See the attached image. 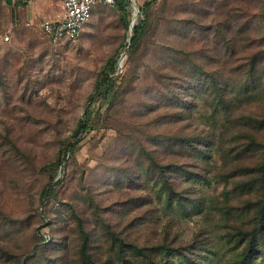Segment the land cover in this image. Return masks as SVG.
<instances>
[{"label": "rangeland", "instance_id": "rangeland-1", "mask_svg": "<svg viewBox=\"0 0 264 264\" xmlns=\"http://www.w3.org/2000/svg\"><path fill=\"white\" fill-rule=\"evenodd\" d=\"M121 1L58 44L0 18V264H235L264 227V187L242 185L264 143V0H157L135 49L145 0ZM175 160L172 191L157 165Z\"/></svg>", "mask_w": 264, "mask_h": 264}, {"label": "trees", "instance_id": "trees-1", "mask_svg": "<svg viewBox=\"0 0 264 264\" xmlns=\"http://www.w3.org/2000/svg\"><path fill=\"white\" fill-rule=\"evenodd\" d=\"M157 0H145V2L142 4V6L140 7V19L138 24L133 28L132 30V37L129 40V46L131 49H135L137 48V43L141 40V38L143 37V33L146 29V27L148 26V23L150 21L149 19V14H148V10L150 9V7L156 2ZM115 3L118 4L119 8L124 10V6L122 1L120 2V0H115ZM128 25V24H127ZM117 63L116 59L114 56H110L108 59V62L102 66V68L100 69L99 73H98V78L96 81V86L94 88V90L91 92L90 96H89V100L87 102V104L89 103V105L93 102H95L97 100V95L99 93H101L102 91H104V89L110 85V82L112 80V74L115 72V64ZM89 105H87V109L85 110V114L83 118H80L78 121V126L76 128L75 131V136L76 138L73 140L72 143H70L67 146V151L68 153H71L74 150L75 145L77 144V142L79 141V139L81 137L78 138V135L82 132H84L86 129H88L89 127V121H88V108ZM254 142H249L247 144V147L245 149H243V151L248 152L250 150H253V154L257 155L258 158L261 157L260 160V165H258V167L256 168V170L259 172L257 174H259V176L256 174V176L254 178L251 179V181L249 183H243L242 185H244V187H248L249 188H260L264 187V143L259 144V145H255ZM253 147V148H252ZM251 148V149H249ZM182 153H177L176 157L181 158ZM189 154H191V152H189ZM174 157V156H172ZM177 159V158H176ZM66 159L65 157H63V159H59V169L61 170L62 175L65 174L66 171V163H65ZM186 165H188L187 161H178L175 160L173 162H169L167 165H157V168L159 167V173L163 176L164 178V184L163 186L169 187V189L173 190V187L175 186L174 184L175 181L172 178V171L175 170V172L177 170H185ZM255 170H253L254 173ZM249 172L246 170L241 168V171L239 174H241V176H246ZM56 176L52 175L50 176L49 182H48V188H45L42 190L41 192V196H42V200L44 201L45 198H47V195L49 193V190L52 188V185L55 183H59V179L55 180ZM162 178V179H163ZM174 193V192H171ZM175 194V193H174ZM178 195V194H176ZM264 196V193H263ZM264 198V197H263ZM259 227L254 228L253 231L248 233V237H249V243L247 244V247L245 248V250L242 252V254L238 257V259L236 260L235 264H254V260L250 259V254L252 251H256V253H259V255H261V257H264V227H262L261 222H262V215L259 216ZM261 239V241H260ZM258 244V245H257ZM256 247V248H255ZM260 247V248H259ZM248 249V250H247Z\"/></svg>", "mask_w": 264, "mask_h": 264}, {"label": "built area", "instance_id": "built-area-1", "mask_svg": "<svg viewBox=\"0 0 264 264\" xmlns=\"http://www.w3.org/2000/svg\"><path fill=\"white\" fill-rule=\"evenodd\" d=\"M60 15L57 18L45 17L38 22V28L51 43L77 38L92 19L95 8L100 5L115 4V0H58ZM32 26L31 23L27 24ZM5 34L1 40L8 41Z\"/></svg>", "mask_w": 264, "mask_h": 264}, {"label": "crops", "instance_id": "crops-1", "mask_svg": "<svg viewBox=\"0 0 264 264\" xmlns=\"http://www.w3.org/2000/svg\"><path fill=\"white\" fill-rule=\"evenodd\" d=\"M52 2L57 5L58 11L55 13H51L49 10ZM60 11L58 0H0V18H3L4 21L9 19L5 24V28L9 32L17 24L14 19L21 21L26 26L28 23L39 22L45 17L57 18Z\"/></svg>", "mask_w": 264, "mask_h": 264}, {"label": "water", "instance_id": "water-1", "mask_svg": "<svg viewBox=\"0 0 264 264\" xmlns=\"http://www.w3.org/2000/svg\"><path fill=\"white\" fill-rule=\"evenodd\" d=\"M134 26L131 24L129 29H132ZM128 40H130V37L128 38Z\"/></svg>", "mask_w": 264, "mask_h": 264}]
</instances>
